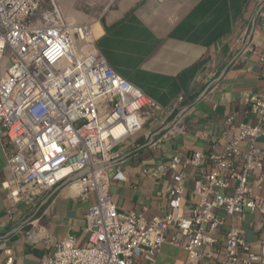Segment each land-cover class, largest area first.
I'll use <instances>...</instances> for the list:
<instances>
[{"label":"built area","instance_id":"2783aa9c","mask_svg":"<svg viewBox=\"0 0 264 264\" xmlns=\"http://www.w3.org/2000/svg\"><path fill=\"white\" fill-rule=\"evenodd\" d=\"M183 100L163 110L110 66L93 23L71 22L56 0H0V146L11 176L2 188L12 209L34 205L58 187L82 201L96 200L86 216L88 243L49 239L55 245L46 264H155L165 243L183 248L187 264L219 257L227 264L261 260L236 223L246 212L264 216V198L256 193L264 191V94L248 99L258 124L242 125L225 155L174 158L159 168L173 178L167 214L151 220L122 214L112 199V184L127 181L120 149L145 126L164 127ZM207 160L210 174L202 169ZM179 165L202 174L195 207L185 204Z\"/></svg>","mask_w":264,"mask_h":264},{"label":"crops","instance_id":"0c3cea01","mask_svg":"<svg viewBox=\"0 0 264 264\" xmlns=\"http://www.w3.org/2000/svg\"><path fill=\"white\" fill-rule=\"evenodd\" d=\"M57 1L72 20L99 22L93 31L100 52L146 96L165 110L184 97L165 128L147 126L120 149L127 182H114L111 187L122 214L138 213L149 220L167 214L173 178L167 169L158 173L159 168H168L174 158L225 155L242 125L259 122L248 99L264 94L260 57L264 54V0H196L167 30L153 25L139 10L124 16L96 15L90 11L89 0ZM259 146L264 148V139ZM7 166V155L0 147V264L10 258L13 264H46L55 245L49 239L57 243L72 237L81 246L88 243L86 216L96 202L94 196L82 201L58 187L45 192L34 205L22 203L12 209V200L2 188L11 178ZM202 169L210 174L213 166L207 160ZM178 171L185 177V204L195 207L200 201L195 187L202 174L192 165H179ZM256 193L264 198V191ZM236 227L245 233L250 252L261 258L254 264H264V216L246 212ZM226 231L218 232V237L222 239ZM187 262L183 248L165 243L155 264ZM201 264L227 263L219 257Z\"/></svg>","mask_w":264,"mask_h":264},{"label":"rangeland","instance_id":"374dc122","mask_svg":"<svg viewBox=\"0 0 264 264\" xmlns=\"http://www.w3.org/2000/svg\"><path fill=\"white\" fill-rule=\"evenodd\" d=\"M195 1L196 0H89L88 3L92 5L90 11L94 12L96 15H105L109 12H113L114 14L124 16L126 12L139 10L145 14L147 20L151 21L153 25L164 26L167 30L189 9L190 3ZM174 16L176 17L175 21L170 22L171 18ZM262 259L264 260V255Z\"/></svg>","mask_w":264,"mask_h":264},{"label":"clouds","instance_id":"9594fccd","mask_svg":"<svg viewBox=\"0 0 264 264\" xmlns=\"http://www.w3.org/2000/svg\"><path fill=\"white\" fill-rule=\"evenodd\" d=\"M56 1H57V0H56ZM57 2H58V1H57ZM58 3H59V2H58ZM65 14H66V13H65ZM66 15H67V14H66ZM67 17L70 19L71 22H76V21H77V20H76V21H75V20L73 21L68 15H67ZM77 22H80V21H77ZM85 22H92V23H93V26H94V24H96L98 21H97L96 19H89V20H87V21H85ZM98 23H99V22H98ZM96 39H97V42H98V38H96ZM97 47H98V45H97ZM98 49H99V48H98ZM122 77H123V76H122ZM125 79H126V78H125ZM128 81H129V80H128ZM133 85H134V84H133ZM136 87H137V86H136ZM141 91H142V90H141ZM142 92H143V91H142ZM147 97H148V96H147ZM181 97H182V96H181ZM181 97H179V98H181ZM179 98H178V100H179ZM183 98H184V97H183ZM150 99H151V98H150ZM178 100H177V102H178ZM154 101H155V100H154ZM183 101H184V100H183ZM183 101H182V102H183ZM177 102H175V104H176ZM182 102H181V103H182ZM181 103H180V104H181ZM175 104H173V106H174ZM180 104H178L177 108L180 106ZM173 106H172V107H173ZM163 110H165V109L163 108ZM171 110H172V108H171ZM175 110H176V109H175ZM167 111H169V110H167ZM172 116H173V113H172L171 117L169 118V120L167 121L166 125H167L168 122L171 120ZM154 125H156V124H154ZM166 125H165L164 127L162 126V128H165ZM147 126H153V125H150V124H149V125H147ZM147 126H145V128H146ZM145 128H144V129H145ZM171 130H172V128H170V129H168V130H166V131L169 132V131H171ZM142 132H143V131H142ZM0 147H1V146H0ZM1 148H2V147H1ZM126 182H127V181H126ZM62 189H63V188H62ZM260 259H261V258H260Z\"/></svg>","mask_w":264,"mask_h":264},{"label":"bare ground","instance_id":"6f19581e","mask_svg":"<svg viewBox=\"0 0 264 264\" xmlns=\"http://www.w3.org/2000/svg\"><path fill=\"white\" fill-rule=\"evenodd\" d=\"M49 28H56V21H49Z\"/></svg>","mask_w":264,"mask_h":264}]
</instances>
